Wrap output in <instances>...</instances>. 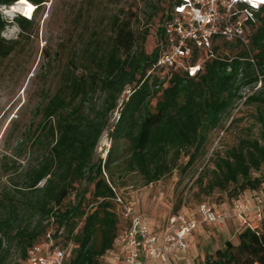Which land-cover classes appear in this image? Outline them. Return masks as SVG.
Segmentation results:
<instances>
[{
	"label": "trees",
	"instance_id": "1",
	"mask_svg": "<svg viewBox=\"0 0 264 264\" xmlns=\"http://www.w3.org/2000/svg\"><path fill=\"white\" fill-rule=\"evenodd\" d=\"M20 1L0 0V7ZM26 1L36 10L31 18L14 19L20 39L3 36L9 22L0 11V72L22 52L23 39L33 35L50 0ZM160 1L168 8L151 54L143 47L148 30L138 33L130 18L117 14L106 30L93 28L66 62L48 55L46 74L61 65L55 86L44 89L21 138H16L13 123L8 142L17 139L16 144L0 154V179H7L0 190V264H7L13 245L20 248L23 264L30 248L51 229L62 233L64 245L72 243L65 264H101L105 259L108 264L117 239L129 227L114 201L118 184L131 178L150 186L175 170L186 174L206 156L211 132L222 127L243 99L257 109L259 135L243 137L225 154H217L214 169H205L199 184L208 175L207 192H229L232 207L264 193V174L254 175L264 169V6L247 23L246 44L215 37L211 50L193 51L188 65L201 66L196 76L175 68L162 78L149 73L167 45L163 25L181 0ZM224 48L236 55H221ZM127 87L131 93L113 125L112 113ZM247 88L253 93L245 98ZM106 131L111 148L102 158L97 146ZM184 157L186 163L181 162ZM184 206L181 200L176 214ZM121 221L126 225L121 227ZM237 237V243L227 241L202 264H264V214L258 229L245 228Z\"/></svg>",
	"mask_w": 264,
	"mask_h": 264
},
{
	"label": "rangeland",
	"instance_id": "2",
	"mask_svg": "<svg viewBox=\"0 0 264 264\" xmlns=\"http://www.w3.org/2000/svg\"><path fill=\"white\" fill-rule=\"evenodd\" d=\"M158 6L161 8L160 11L150 19ZM167 8L168 3L160 0H50L38 15V26L33 35L23 39L22 52L6 61L0 72V154L16 144V138H21V132L33 122L34 108L42 102L44 89L55 86L57 69L61 65L57 64V69L46 74L44 64L49 54L53 55L55 61L66 62L74 48L82 45L93 28L106 30L112 16L117 14L130 18L138 33L148 30L149 35L143 47L151 54L159 44L161 16ZM0 11L9 22L3 36L8 40L20 39L22 32L13 21L22 14H10L7 7H0ZM236 52L231 53L226 48L220 51L221 55L230 57L236 55ZM259 87L260 85L255 91ZM130 89L126 88L118 109L112 113L113 125L119 119L123 103L128 100ZM252 93L253 90L247 88L243 90L242 96L247 98ZM158 100L159 98L153 101V106ZM245 101L246 99L237 102L231 117L223 122L221 128L211 132L206 156L186 174L175 170L171 175L150 186L141 185L137 179H125V185L118 184L119 193L139 214L146 217L152 226L163 228L176 214V207L181 200L185 204L181 212L189 209L190 213H195L201 204H208L223 211L230 210L233 199L229 192L215 190L209 193L205 189L209 176L205 177L203 186L199 184V178L205 169H214L217 154H225L243 137L259 135L257 109L255 106L246 105ZM14 122L17 123L16 140L8 142V133ZM110 148L109 131H106L97 146L98 156L106 158ZM187 160L188 158L184 157L181 162L186 163ZM260 174H264V169L254 175ZM6 180L0 179V190ZM83 186L79 189L82 190ZM125 225L126 223L121 221V227ZM237 225L239 226L237 222L228 223L224 227L205 225L201 231L194 234L190 257L194 256L202 262L208 254L215 253L227 241L237 243ZM21 260L20 248L13 245L6 263L20 264ZM101 264H107L106 259L101 261Z\"/></svg>",
	"mask_w": 264,
	"mask_h": 264
},
{
	"label": "built area",
	"instance_id": "3",
	"mask_svg": "<svg viewBox=\"0 0 264 264\" xmlns=\"http://www.w3.org/2000/svg\"><path fill=\"white\" fill-rule=\"evenodd\" d=\"M240 5L247 8L239 10ZM262 6L264 0H181L172 18L163 25L167 45L149 74L158 72L164 78L172 69L183 68L191 76H196L201 66L188 65L194 49L211 50L215 37L246 44L247 23L254 19L253 11L260 10ZM114 201L129 227L117 239L109 256L110 264H171L174 258L188 251L189 240L200 227H224L230 220L237 219L244 228L256 230L264 214V193L251 203L235 202L227 211L201 204L198 206V218H188L180 212L172 216L167 226L157 234L150 230L144 216L121 194H117ZM251 214L256 217L257 224L249 221ZM61 235L54 229L49 230L40 242L30 248L23 264H65L72 243L64 245Z\"/></svg>",
	"mask_w": 264,
	"mask_h": 264
},
{
	"label": "crops",
	"instance_id": "4",
	"mask_svg": "<svg viewBox=\"0 0 264 264\" xmlns=\"http://www.w3.org/2000/svg\"><path fill=\"white\" fill-rule=\"evenodd\" d=\"M184 214L188 217V218H192V219H196V218H193L195 215L199 216V213H198V208L196 210L195 213H190L189 212V209H187L186 211L184 210ZM145 219V222L147 223V225L149 226L150 230L154 233H161L162 230H163V227L162 226H152V224L148 221V219L146 217H144ZM249 221L252 223V224H257V219L256 217L251 214V216L249 217ZM232 222H237V224H239V226L237 225V230H236V234L238 235L244 228V226L242 225V222L237 220V219H233V220H230L228 223H232ZM227 223V224H228ZM205 226V225H204ZM204 226L200 227L196 232H199L201 231ZM194 238V235L193 237L189 240V248H188V251L181 255V256H178L176 258H174L172 261H171V264H188L190 262L194 263V264H202V262H200L199 260L196 259V257H190V254H191V242H192V239Z\"/></svg>",
	"mask_w": 264,
	"mask_h": 264
},
{
	"label": "bare ground",
	"instance_id": "5",
	"mask_svg": "<svg viewBox=\"0 0 264 264\" xmlns=\"http://www.w3.org/2000/svg\"><path fill=\"white\" fill-rule=\"evenodd\" d=\"M9 9L8 13L14 14V13H21L22 15L25 16H31L33 15V11L35 10V6L31 4L30 2L24 0L16 3L12 7H7Z\"/></svg>",
	"mask_w": 264,
	"mask_h": 264
}]
</instances>
